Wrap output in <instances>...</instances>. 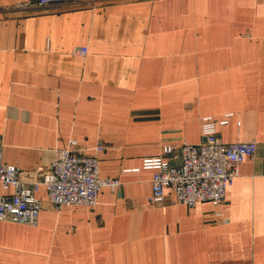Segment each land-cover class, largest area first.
I'll return each instance as SVG.
<instances>
[{
    "label": "crops",
    "instance_id": "1",
    "mask_svg": "<svg viewBox=\"0 0 264 264\" xmlns=\"http://www.w3.org/2000/svg\"><path fill=\"white\" fill-rule=\"evenodd\" d=\"M29 1L0 0L4 162L28 171L71 140L104 145L99 173L121 183L58 210L41 187L37 225L0 218V264H264V0ZM228 113L222 140L258 151L226 202L188 207L166 188L151 204L144 159Z\"/></svg>",
    "mask_w": 264,
    "mask_h": 264
},
{
    "label": "built area",
    "instance_id": "2",
    "mask_svg": "<svg viewBox=\"0 0 264 264\" xmlns=\"http://www.w3.org/2000/svg\"><path fill=\"white\" fill-rule=\"evenodd\" d=\"M78 0H33L25 6L45 7L53 4H69ZM86 46H76L74 54L85 55ZM232 113L221 121L212 116L202 117L199 143L183 142L180 145L166 144L159 156L145 158L143 168L153 169L152 193L148 200L159 205L166 199L165 190L170 188L175 203L194 207L200 202L221 205L226 202L229 185L239 175L240 164L246 157H253L258 143L252 141L225 142L218 123L225 124ZM104 145L93 149L78 146L75 140L58 151L49 165H40L23 170L17 165L5 163L0 150V218L20 223L37 225L44 202L37 193L41 187L47 190L49 206L58 210L67 204L96 206L104 187L116 189L120 180L102 177L99 173V153ZM179 159V164H172Z\"/></svg>",
    "mask_w": 264,
    "mask_h": 264
}]
</instances>
